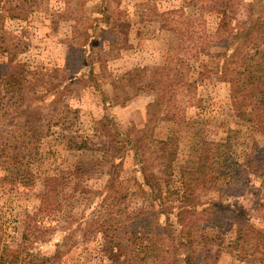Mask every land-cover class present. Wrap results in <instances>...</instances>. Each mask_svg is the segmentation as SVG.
Segmentation results:
<instances>
[{"label":"rangeland","instance_id":"374dc122","mask_svg":"<svg viewBox=\"0 0 264 264\" xmlns=\"http://www.w3.org/2000/svg\"><path fill=\"white\" fill-rule=\"evenodd\" d=\"M216 1L27 0L21 19L4 21L12 54L0 53V61L13 58L25 64L33 73L30 84L39 94L49 92L50 99L52 90L62 92L61 97L57 93V105L47 104L42 115L20 117L28 128L25 142L32 143L31 150L38 148L43 162L0 163V251L14 250L26 235L30 251L57 256L55 264H114L101 254L103 238L96 230L106 216L101 205L106 181L111 174L121 183L117 189L125 195L123 211H139L144 194L134 180L142 183L138 160L148 154L143 157L139 151L136 157L128 146L112 143L111 134L118 128L137 141L138 131L147 124V110L157 111L148 123L154 138L150 162H157L152 171L164 189H181L179 170L197 165L205 139H222L230 133L236 162L244 170H249L247 155L259 160L264 152V123L249 114L245 119L237 116L232 99L239 87L222 68L221 56L227 45L251 47L254 42L264 48V0L252 6L248 0H227L222 8ZM227 2L234 3L227 15L240 21L238 26L247 30V22L258 21L246 38H216L219 18L213 9L224 10ZM15 4L8 1L6 13L16 12ZM168 12L174 13L162 15ZM196 18L203 21V38L189 33L190 26H200ZM247 57L243 54V60ZM185 64L187 77L196 83L191 92L179 89ZM159 81L168 86L164 99L170 98L169 103L149 109L160 97L163 83ZM103 117L112 121L107 128ZM57 120L63 123L54 125ZM13 129L10 120H0L1 133ZM18 152L21 159L25 151ZM171 153L176 156L173 172L161 175V160L155 157L166 156L168 162ZM250 173L242 175H248L243 191L229 204L247 212L252 225L264 228V173ZM80 216L84 231L78 229L63 240L71 233L70 223ZM136 228L129 227L131 241L139 236ZM207 231L198 238L202 264L263 262L262 249L256 253L246 245L241 255L240 247L232 248L235 240L229 227L219 235ZM123 247L119 252H124Z\"/></svg>","mask_w":264,"mask_h":264},{"label":"trees","instance_id":"16d2710c","mask_svg":"<svg viewBox=\"0 0 264 264\" xmlns=\"http://www.w3.org/2000/svg\"><path fill=\"white\" fill-rule=\"evenodd\" d=\"M10 0H0V53L12 54L11 48L6 43L3 28L5 20L21 19L27 11L24 5L27 0H15L14 8L16 12L6 13L5 4ZM68 0H65V2ZM227 0H218L216 5L222 8L223 2ZM258 0H248V6H252ZM229 5L224 10L213 11L217 13L219 21L217 23L216 38L221 41H231L234 38H246L245 34L254 31L257 22L250 20L247 22L248 29L238 26V20L227 15L234 6V3L227 2ZM215 4V2L213 3ZM238 5V4H237ZM212 11V12H213ZM174 13V12H171ZM170 12L162 15L171 14ZM162 17V16H161ZM200 26H190L189 33L198 38L206 35L203 21L196 18ZM243 34V35H241ZM79 37V36H77ZM257 38V36H255ZM255 38V39H256ZM248 40H244L246 43ZM252 41V40H251ZM251 47L238 44L233 48L229 45L225 47V54L222 55L221 66L238 84V92L232 99L233 107L240 119H245L249 114L256 121L264 123V48L259 44L251 43ZM185 46V40L182 42ZM199 47V46H197ZM249 49V50H248ZM249 51H251L249 53ZM243 54L248 59L243 60ZM13 56L15 54L13 53ZM186 64L179 78L181 91H193L196 83L187 77ZM164 71V70H163ZM29 74L31 73L20 62H15L13 58L8 61H0V120H10L14 129L10 133L0 132V163L5 165L9 162H43L44 159L38 157L39 150L32 145L30 141L25 142L28 128L25 121L20 117L33 114L42 115L43 109L49 104L53 107L57 105V93L59 90H52L54 94L49 99V92L44 95L35 90L33 84H30ZM163 88L159 89L160 97L157 102L149 104L150 107H161L164 103H169V99H164V89H167L165 82ZM175 87L177 84H174ZM159 100V101H158ZM170 105V104H169ZM150 112V111H149ZM150 114V115H149ZM22 115V116H21ZM30 116V115H29ZM157 117V111L148 113L147 124L139 130L140 137L135 141L130 134H125L117 128L115 135L111 134V142L119 147L128 146L129 151L138 157V152L142 151L143 157L148 154L147 159L140 158L139 171L142 175V183L134 180L143 190V202L139 211L125 210L120 208L125 195L118 188L119 184L110 178L106 181V193L101 199L102 209L106 211L105 218H101L97 223V231L101 232L103 240V249L101 254L114 264H202V254L197 246L200 239L206 232L214 231L220 234L221 230L229 227L230 233H233L235 240L232 248L236 251L240 247L239 253L245 246L252 247V252L264 250V228L251 224V217L242 208L229 204L231 198L236 197L242 192L245 185V178L242 175L250 171L263 175L264 173V152L257 160L253 154L246 156V165L249 170H244L243 166L237 164L234 143L232 136L222 139H205L202 143L197 165L193 168L182 167L179 170L181 189L171 190L161 187L159 177L154 174L152 168L156 167L157 162H150L153 154L150 153L151 144L154 143L152 136V127L150 122ZM10 117V119H7ZM174 118V115H173ZM103 128H107L112 123L110 119L103 117ZM56 123V124H55ZM61 120L53 124H62ZM115 126V125H114ZM118 132V133H117ZM112 133V132H111ZM114 137V138H113ZM147 140L146 144L145 141ZM163 143V142H162ZM139 146H138V145ZM140 147V148H139ZM120 149V148H119ZM143 149V150H141ZM25 151L21 159L18 155ZM264 151V150H263ZM168 157H155L158 162V172L161 175H170L173 172L172 159L176 158L174 153ZM164 160V162H162ZM263 160V162H261ZM259 163H258V162ZM109 184V185H108ZM50 189V188H49ZM120 191V192H119ZM109 200L108 204L105 201ZM50 202V199H48ZM103 202V203H102ZM53 207L56 199L53 200ZM101 209H98L100 212ZM93 221V218L90 219ZM78 223L75 226V223ZM84 217L80 216L71 222V233L64 237L69 238L78 229H81ZM129 227H137L136 234L139 236L130 240ZM144 231V232H143ZM142 232V233H141ZM210 233V232H208ZM202 236V237H201ZM220 238V237H219ZM126 239L128 243L125 245ZM29 238L23 235L21 240L16 243L14 250L1 249L0 264H55L57 256L39 255L30 251ZM131 242V243H130ZM222 242V240L220 241ZM55 246H59L58 244ZM124 246V247H123ZM123 247L124 252L121 251ZM242 255V254H241ZM246 254H243L242 258ZM251 264H256L252 261ZM260 264H264L260 262Z\"/></svg>","mask_w":264,"mask_h":264}]
</instances>
